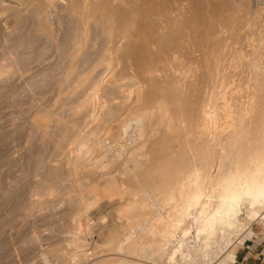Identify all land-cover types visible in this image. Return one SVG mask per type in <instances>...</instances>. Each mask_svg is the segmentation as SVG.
<instances>
[{
    "label": "bare ground",
    "instance_id": "6f19581e",
    "mask_svg": "<svg viewBox=\"0 0 264 264\" xmlns=\"http://www.w3.org/2000/svg\"><path fill=\"white\" fill-rule=\"evenodd\" d=\"M7 1L9 2L5 7L7 6V9L12 7L13 11L18 10L25 5L29 7L36 2L38 3L39 8L34 4L35 7L38 8H36L38 11L33 7L34 10H36L37 13L39 12L43 14L46 8H50L51 2L54 0ZM62 1L63 0H61V2ZM64 1L67 4V6L65 5V9L69 8L72 16L74 14L78 17V20L76 19L78 24L76 34L72 39V50H70L69 58L66 57L69 59L66 60V62L69 61V66L67 65V74H65L66 76L64 75L65 80H63L62 83L72 78V88H70L71 83H68L70 86L66 83V86H69L67 88H70L67 90H70L74 95H77L79 89L82 90L83 94H81V98L78 100V104L74 109V114L76 113L79 115V113H82L83 111L84 114L85 112H88V118H85L87 119L85 121L87 123L85 128L90 125L95 126L93 129L87 131L86 134L83 133L84 135H81L82 131H80L81 133L79 135H76L75 132V135L73 134L75 137H72V141H69L72 143V155L74 154L75 156V164L70 166L71 170L73 168L78 169L80 166L82 168V165H85L87 162V164H89L91 161L90 168L94 167L101 171L100 176L102 185L103 187L106 186L105 191H108L109 194L114 188L113 183L116 179H119L120 177L123 179L126 177L127 180L129 178L131 181L129 180L126 182L136 185L137 189L136 194H134L135 197L132 199V208L123 206L118 213L122 218L131 210L140 211L142 214H145L137 224L124 233L121 240H117V237L113 235L107 243V248H109L110 251L115 252L114 256L119 257L120 259L104 261L101 264H138L139 262L136 263V261L131 260L132 257L144 258L143 254L149 245L150 238L152 239L155 237L159 238V244L157 245L158 252L161 253L162 256L164 255L167 264H234V260L237 257L236 255L239 253L238 242L241 237L252 233L255 230L256 222L260 223L262 228L264 227V43H262V45L260 44L261 42L258 43L259 47H257L256 45L258 44L253 42L255 44L253 45L251 39V43L249 42L253 45V47H251L247 41L246 45L250 46L252 50L256 46V49L253 50L254 52L252 51L253 54H251L252 52L250 53L253 55L251 58H249V56L246 57L248 58V63L246 61L244 64L247 66L248 70L247 75L243 74L245 75V78L242 77L241 79L238 77L243 71L239 73L241 70L239 71L238 69L239 72L235 70L238 66L241 67V62L240 65L236 67H234L235 65L233 66V64L229 65L230 67L224 64L228 69L233 66L235 73L237 74H235L237 79H239V81L240 79L246 80L243 82L244 84H242V81L241 84L237 81V83H227L228 80V82L233 80L229 78L231 76L227 77L228 74L232 73L230 70V73H228L227 76L225 75L228 71H224L226 73L222 71L223 74H225L223 77L229 78L226 82L223 80L224 78H222V76V79H218L220 75L218 76L217 74L216 80L213 84L212 70H208L207 72L206 69V74L204 75L203 73L199 74L200 70L197 73V70L201 67L197 70L195 68L194 70L191 67L192 70H190L188 68V63V66L185 65L188 69H184L182 66L181 68L179 65L180 56L184 55L182 56L183 59L187 57L185 56V51L184 54L180 51L181 55L179 56H175L172 51V53H170V49H173L170 45L178 38L176 33H173L175 27L173 30L171 29V31L169 30L170 27L168 28V25L170 24H168L167 27L163 28L164 30L159 29L161 33H158L156 32L157 28L159 26L161 27L162 23L160 22L159 24L158 21L159 26L158 24H155L157 21L153 22L155 20H151V18L154 15H151V17H149L151 23L153 22V25L155 24L158 26L156 30L154 29L155 32L154 30L151 32L153 28H151L152 24L149 19H147L148 16L154 14L160 9H164V7L167 6V2L164 6V3L162 4L163 1L161 2V0ZM183 1V4H185V0ZM232 1L234 3V0ZM242 1L243 0H240V2ZM2 2L5 3L6 1L3 0ZM197 2L195 3L197 4ZM226 2L227 5H230L228 1ZM9 3L11 4L9 5ZM198 3L200 4V2ZM201 3L206 6L205 2L203 3L202 1ZM216 3H219L220 5V0ZM250 3H253V1L251 2L250 0ZM202 4L200 5L202 6ZM210 5L211 4L209 3V6ZM227 5H224L226 6L225 9L228 10L227 12H230L231 9H233L234 12L236 7L230 8L229 10ZM234 5L236 6V4ZM244 5L247 6V3ZM244 5L241 4V6ZM248 5L250 7V4ZM253 5L254 6L251 7L257 9V7L255 8L256 5L254 3ZM174 6L172 5L170 7ZM238 6L239 5H237V7ZM176 7L177 5L173 9L178 13L179 10L177 9L181 8L180 4L178 5L180 8L176 9ZM219 8H221V6H219ZM219 8L217 6L216 9L215 6L214 9L220 11ZM170 9L171 8H169V11ZM199 9L201 10V8ZM165 10L167 11L168 9ZM263 10L261 9V11H259L262 12ZM182 11L185 12L183 9ZM187 11L189 10H186V12ZM214 11L212 10L209 12L215 14ZM70 12L69 14H71ZM201 12H203V10ZM209 12H205L204 14ZM227 12L225 13L227 16L232 13V11L229 14ZM254 12L253 15L257 18V14H254ZM176 13L173 14H175V18L177 17V19H179L177 16L179 13L177 15ZM180 13H182L181 10ZM235 13L232 14L235 15ZM162 14L156 16L161 17ZM173 14L171 15V19L174 16ZM242 14L244 15V13ZM248 14L249 12L246 15ZM44 15L41 16V18L44 17ZM165 15L168 16V14ZM185 15L187 16V14ZM185 15H181L182 18L180 19H183ZM191 15L193 16V14ZM215 15L211 17H216ZM262 15L263 14L259 16ZM188 16L186 18H188ZM202 16L206 17L205 20L210 18L207 17V15ZM231 17L235 20L233 16ZM243 17L242 21L240 20L241 16L238 18L246 25ZM263 17L264 16H262V18ZM167 18H170V14ZM155 19L158 18L155 17ZM191 19L193 20V17ZM229 19L231 22V18ZM259 19L261 20V18ZM209 20H211L210 23H214L212 19ZM209 20H207L208 24ZM216 20L217 19H215V22ZM164 21H166L165 18ZM194 21L193 22L196 23V18ZM220 21L222 20L220 19ZM91 22L95 23L94 25L99 26L97 28H100V33L104 36L102 41L104 42V45H101L102 47L98 52V60L95 59L97 61L94 65L90 63L94 67L91 66L93 68H91L89 72L76 73L77 68L79 69L78 62L81 58L80 56L90 41L91 27L89 25ZM170 22L171 21L167 23ZM176 22L177 21L175 20L174 23ZM183 22L184 21H181V23ZM227 23L229 24L228 19ZM263 23L261 24L264 25ZM190 24L191 22L189 25ZM222 24L223 21L221 25ZM164 25L166 26V23H164ZM176 25H179V23ZM223 25H225V23ZM230 25L232 26V24ZM194 26H192V28ZM233 26L236 28L235 24H233ZM240 26L237 27H239L241 32L242 30H245L242 29V25ZM249 26L250 25H246L247 28ZM178 27L181 26H177V29ZM186 27L189 26L186 24ZM206 27L207 26L205 25L204 28ZM212 27L216 29L214 26ZM225 27L226 28L224 29H227V26ZM177 29L176 31L179 32L180 30ZM210 29L212 28H209L208 30ZM185 30L188 32L187 28H185ZM192 30L195 31L194 29ZM204 30L205 29H203V31ZM223 30H215L217 33L220 32L217 36L222 35ZM236 30L238 29L236 28ZM203 31H197V34L199 32V34L201 33L200 36L203 37L207 32L205 30L206 32L202 35ZM225 31L227 32V30ZM225 31L224 33H226ZM214 32H212L211 36L214 35ZM233 34L235 33H232V36H234ZM245 34H247L246 31ZM198 36L197 38L199 39ZM208 37L210 36L208 35ZM228 37H230L229 34ZM189 38L187 41H190ZM215 38L216 36H214V39ZM217 38L215 43L219 46L220 42H216ZM220 39L218 40L220 41ZM229 39L232 40V38ZM234 39L235 38H233V40ZM205 40L203 39V42H205ZM198 41L200 42V40H197V42ZM197 42L194 43L197 44ZM205 43L207 44L208 42ZM178 44L181 47V42ZM208 44H211L210 41ZM223 44L225 45L226 43ZM228 44H230V42ZM232 44L231 46L235 48L236 46L234 47ZM20 46L22 47V45ZM202 46H204V44ZM215 46L216 44H214V47ZM169 47L171 48L169 49ZM180 47L178 48L180 49ZM220 47L223 49L222 46ZM225 47H227V45ZM198 48H201L200 45H198ZM218 48L219 47H217V49ZM221 48L219 49L220 51H222ZM237 48L238 47H236L237 53L232 47L230 48V51L234 50L238 55L243 50H239L242 47L239 49ZM183 49L181 50L183 51ZM208 49L212 50L210 47ZM208 49L200 50L205 53ZM185 50L187 49L185 48ZM211 50L208 51L211 52ZM219 50L217 51L220 52ZM238 50L240 51L239 53ZM245 52H247V50ZM235 53L233 54L236 56ZM218 55L221 54L217 53V58L215 59H218ZM225 55L223 54L221 56ZM227 55L226 57L229 56ZM234 55L232 56L234 57ZM192 56L194 57V54ZM204 56H206V53ZM242 56L238 55L237 57H239L238 59H244V56ZM188 57L190 58L191 56L189 55ZM237 57L235 58L237 59ZM5 58L6 64H3L4 66H2L4 69L2 71L4 73H6L5 70L13 69L15 67L11 52H9ZM201 58L203 59V57ZM192 59L191 64L193 62ZM221 59L223 61V58ZM229 59L232 62L233 58ZM219 60H217V62ZM197 62L199 61L197 60ZM197 62L195 61L193 64H197ZM213 63H215V60ZM235 63L238 64L239 62ZM183 64L186 63H182V65ZM216 65L218 66V64ZM79 66L81 65L79 64ZM99 67H105L104 69L106 70L107 75L101 77V79L92 81L91 76L96 72L95 69ZM212 67L214 69V66ZM17 68H14L13 70L15 71ZM86 68L84 69L86 70ZM20 71L23 72L22 70ZM4 73L2 75H4ZM231 82H234V80ZM86 85L88 87H86ZM62 86L63 85H61V87ZM201 86L204 87V92L200 96L199 93H202L200 92V89H203ZM107 88H110L113 91L111 90L110 92H107L110 90L106 91ZM62 92L63 91H61V93ZM103 92L106 94H103ZM66 95H68V93L65 94V96ZM71 96L72 95L70 94L69 97ZM70 127L73 128L74 126ZM75 130L77 131V129ZM173 146L176 147L174 148ZM111 154L113 156L112 158H109V155ZM89 159L90 161H88ZM115 162H117L116 164L119 163L120 167L117 171L112 173L110 172L112 170H110L111 168L109 166L111 164L113 165ZM119 184L120 188H123L126 185L123 181ZM108 199L113 204L116 203L117 200H121L117 199L114 193H111ZM89 206L94 207L92 204ZM88 210L90 211V209ZM141 229H145V232L139 235L138 232ZM73 247H75V254L84 252L85 249L82 240L79 238L74 240Z\"/></svg>",
    "mask_w": 264,
    "mask_h": 264
},
{
    "label": "rangeland",
    "instance_id": "374dc122",
    "mask_svg": "<svg viewBox=\"0 0 264 264\" xmlns=\"http://www.w3.org/2000/svg\"><path fill=\"white\" fill-rule=\"evenodd\" d=\"M2 1L3 0H0V71H1L0 72V264H101L104 261H113L116 259H120L119 257L114 256L115 252L110 251V249L107 248L106 245L113 235L117 237V240H121L123 238L124 233H126L128 229H130L135 224H137L138 221L141 220L145 215L144 213L142 214V212L140 211L131 210L129 213L126 214L127 217L123 216L122 218L118 213L123 206H128L132 208V204H133L132 199L133 197H135L134 194H136L137 192L136 185L129 184V182H126L130 180L129 178L126 180V177L123 179L122 177H120L121 179L120 178L116 179V181H114L113 183L114 188L111 193H114L116 198L121 200L119 201L117 200V202L113 204L108 199L111 193L109 194L108 191L106 192L105 191L106 186L103 187L102 185L101 176H100L101 171L94 167L93 168L91 167L92 169L90 168V162H91L90 159L88 160L90 161L89 164H87L88 162L86 163L88 166L86 164L82 165V168L81 166L78 168L80 170L75 168H73L74 170L73 169L71 170L70 167L71 165L73 166V164H75L74 161L75 156L74 154L72 155V146H71L72 143L69 141H72V139L75 137L74 136L75 132L76 135H79L81 133L80 131H82L81 135H84L86 134L87 131L95 127L93 125H90L85 128L87 124L85 122L87 119L85 118H88L87 117L89 114L88 112H85L84 114L83 111L82 112L83 115L82 113H79V115L75 113L77 116L74 114V109L78 104V100H80L79 98H81V94H83L82 90L79 89L80 93L78 92L77 95L76 94L74 95L70 90L69 91L67 90L72 88V82H73L72 78L62 83L63 80H65V76H66L65 74H67V70H68L67 65L69 66L68 64L69 61L66 62V60H69L67 58H69L68 56L71 52L70 50H72L71 44H72V39L74 38V35L76 34L77 31L78 17L74 14L72 16V13L69 11V8H66L67 9L66 11L65 7L67 6V4L64 0L62 2L61 0H54L55 2L52 0L53 2H51L50 8L49 9L46 8L44 10L45 15L44 13L43 14L39 12H38L39 14L37 13L38 11L37 9L39 8V6L38 3L36 2L30 5L29 6L30 8L25 5L20 7L18 10L13 11L12 7H10V9L9 8L7 9L6 8L7 6L5 7V5H8L9 1L4 0L6 1L5 2L6 4ZM182 1L183 0H179V1L177 0V2L176 0L174 1L161 0L162 4L164 3L163 4L164 6L167 4V6L164 7L162 5L164 9H160L156 11L154 14H150L147 19H149L150 23L151 20H155L153 22L157 21V23L155 24H158V21L159 24L161 22L162 28L159 26V24H158L159 27L156 26L155 24L154 26L152 22L151 28L153 29L152 30L150 29L151 32H153L154 29L156 30V28L158 27L156 32L161 33L159 29H163L164 27H167L168 24H170L168 25V28L170 27L169 30L171 29L173 30V28L175 27L173 33L175 32L178 38L177 40L173 41V43L170 45L173 49L171 50L170 49L171 47H169V49H170V53L173 52L175 56L176 55L179 56L181 55V53L184 54L185 51V56L187 57H185L186 59L185 58L183 59L182 56L184 55L180 56V62H179L180 67L182 66L184 69L189 68L190 70H192L191 67L193 69L195 68L196 70L199 67H201L197 70V73L200 70L199 74L203 73L204 75L206 74V69L207 72L208 70H212L213 84L216 80L217 74L218 76L220 75L218 79L224 78L223 80L225 82L229 78L234 80V82H231L233 80H230V82H228L229 81L228 80L227 83L229 84L237 83V82L241 84V81L242 84H244L243 82L246 80L245 79L241 80V79L242 77L245 78V75H247L248 68L244 64L248 59L246 57L249 56V58H251L253 56L251 55L254 52L253 50L256 49L255 47L256 46L259 47L258 43L261 42L260 43L261 45L262 43H264L262 42L264 41V38H262L264 37L263 36L264 25L261 24L264 21V17L262 18V16H264V10H263L264 0H251V2L253 1V3L256 5L255 8L257 7V9L252 8L254 5L253 3H250V0H243L242 2H240V0L237 1L234 0V3L232 0L230 1L220 0V5L219 3L218 4L216 3L217 1L219 2V0L216 1L207 0L208 3L206 0H202L203 3L204 2L206 3V6L205 4L201 3L202 1L199 0L196 1L193 0L194 3L192 0H185V4H183L184 1L183 2ZM197 1L200 2L202 6ZM211 1L213 2V4ZM226 1L230 3V5L228 4L229 6L227 5ZM195 2H197V4ZM239 2L242 5L247 3L248 8L245 5H244L245 7L241 6ZM209 3L214 8L216 6V9L217 6L218 8L219 6H221V8H219L220 11L218 10L216 11L211 5L209 6ZM10 4L11 3H9V5ZM34 4H36L38 8L35 7ZM171 4L173 6L177 5L176 9L181 7L180 9H177L179 10L178 13L181 15L187 14L188 16L190 13L188 18H186L187 16L185 15L183 19H180L182 18L181 15L176 13L177 11L173 9L175 8V6L170 7L172 6ZM179 4L180 7H178ZM181 4L183 5L187 4V5L183 6ZM234 4H236V6ZM248 4H250V7ZM194 5L197 6L195 7ZM222 5L223 6L227 5V8L229 10L230 8L236 7L235 9L238 12L240 10L243 11H240L238 13L235 9L234 12L233 9H231L230 12L232 11V13L235 12L238 13V14L235 13L236 15L235 16L234 14L227 12L228 10L225 9L226 6H224V10H223ZM237 5L240 6V7L238 6L239 10ZM25 7H27L28 9ZM33 7L35 9L37 8L36 9L37 11L34 10ZM209 7H212L213 9ZM169 8H171L172 10L170 9L169 11ZM199 8H201V10ZM260 8L263 10L262 11L263 13L260 12L261 11ZM165 9L168 10L166 11ZM182 9L185 12H183ZM211 9L213 11L215 10L214 12L215 14L217 12V14L216 15L211 14V12H209L212 11ZM221 9L224 13L221 11ZM180 10L182 13H180ZM186 10L189 11L186 12ZM190 10L192 12L194 11L195 13L194 12L192 13ZM202 10L203 12H201ZM68 11L71 14H69ZM164 11H166L167 13ZM172 12L176 13V15L178 14L177 16L179 19H177V17L175 18V14H173ZM205 12H209L211 15L209 13L204 14ZM226 12L228 14L230 13L229 15L233 16L235 20H233L231 16L229 15L227 16V14L225 15ZM248 12L249 14L246 15ZM253 12L254 14H257V18L255 15H253ZM164 13L168 14V16H166ZM171 13L174 15L172 19H171V15H172ZM242 13H244V15ZM160 14H162L164 17L162 15L161 17H159ZM169 14H170V18H169L170 20L167 18L169 17ZM191 14H193V16ZM261 14L263 15L259 16ZM39 15L41 16L44 15V17L41 18V16ZM151 15L154 16H152L150 20L149 17H151ZM202 15L204 16L207 15V17H210L207 20L212 19L214 23H210L211 20H209V24H210L209 26L208 21L205 20L206 17H203ZM214 15L216 17H211ZM238 15L241 16L240 19L241 21L243 20L242 17L244 16L243 18L244 21L246 22V25L247 26L250 25L248 28L246 27L244 22H241L239 20L240 16ZM155 17H157L158 19H155ZM192 17L193 20L191 19ZM164 18L166 21H164ZM195 18H196V23H194ZM218 18H220L223 21V24L225 23V25L223 24L221 25L222 21H220V19ZM229 18H231V22ZM259 18H261V20ZM174 19L177 21L176 23H174L175 21ZM215 19H217L216 22ZM227 19L229 24L227 23ZM180 20L184 22L181 23ZM259 20L261 23L259 22ZM169 21L171 22L167 23ZM172 21L174 24L172 23ZM163 22L166 23V26L164 25ZM188 22L189 23L191 22L190 25L192 26L195 25V26L192 28V26H190ZM198 22H199V26H198ZM177 23H179V25L181 26L178 27V29L177 26L179 25H176ZM94 24L95 23L91 22L89 25L91 27L90 41L87 47L85 48L84 52L80 56L81 57L79 59L80 63L78 62L79 69L77 68L76 73H84V72L86 73V71L89 72V70H91V68L94 67L93 66L94 63L98 60L99 58L98 52L100 51L101 47L104 45L103 44L104 42H102L104 36L102 35V33H100L101 32L100 28H97L99 26ZM186 24L189 27H186ZM230 24H232V26ZM233 24H235L238 30H236ZM205 25L207 26L206 28H204ZM240 25H242V29H245L242 30V32L239 29V27H237ZM243 25L245 26V28ZM212 26H214L216 29H214ZM225 26H227V29H224L226 28ZM185 28H187L188 32L185 30ZM209 28L212 29L208 30ZM218 28L219 30L221 29V31L224 29L222 33L223 38L222 35L217 36L218 33L220 34V32L217 33V31H219ZM176 29L180 31L178 32L176 31ZM192 29H194L195 31H193ZM203 29L208 31L207 32L205 30L203 31ZM225 30H227V32ZM228 30L230 33L231 32L235 33L233 34L234 36H232V33L230 35ZM197 31L199 32L203 31L202 35L205 32L206 34L210 32L208 34L210 37H208V35L206 34H204L202 37L200 36L201 33L199 34L198 32L197 34ZM214 31L216 32V34ZM224 31L226 33H224ZM245 31L247 34H245ZM260 31L263 32L261 33ZM212 32H214L213 33L214 35L211 36ZM224 34H225V38H224ZM228 34L230 37H228ZM197 36L199 37V39L197 38ZM214 36H216V38L218 37L216 42H220L219 46L217 43H215L216 38L214 39ZM226 37L228 39L232 38V40L229 39L228 41ZM188 38L190 39V41L188 40L190 44L187 41ZM233 38H235L236 40L235 39L233 40ZM203 39L204 40L206 39L205 42L208 43L210 41L211 44L208 43L206 44L205 42H203ZM218 39H220V41ZM251 39L253 45H255L254 43L258 44L253 48V50L251 49L253 45L250 44ZM197 40H200V42L199 41L197 42ZM247 41L248 43L250 42L249 45H251V47L246 45ZM180 42H181V47L178 44ZM194 42L195 43L197 42V44H195ZM227 42L228 43L230 42V44H228ZM223 43L226 44L224 45ZM203 44L204 46H202ZM214 44H216L215 47ZM231 44L234 45V47L235 46L238 47L237 49L242 47L239 50L240 51L243 50V51L240 52L238 50V53L240 52V54L238 55L241 56L243 55L244 57L243 56L242 57L244 59H242L241 57H240L241 59H238L239 57H237L238 55L236 54L237 53L236 47L233 48ZM20 45H22V47ZM186 45H189L190 47ZM198 45H200L201 48H198ZM226 45L227 47H225ZM220 46H222L223 49ZM243 46H245L246 48L248 46V48L250 49L248 48L246 49ZM178 47H180V49ZM209 47L212 48V50L215 48L216 49L212 51L211 49H208ZM217 47L219 48L217 49ZM231 47L232 49H235L236 53L234 52V50L230 51ZM185 48L187 50H185ZM206 48L208 50H211V52H213L216 56L208 50L205 51L206 56H204L205 53L204 51L201 50L202 49L205 50ZM220 48L223 52L219 50ZM181 49H183V51ZM245 49L247 50V52H245L246 51ZM217 50H219L221 53L218 52ZM186 51H187V55H186ZM9 52L12 53V58L15 63L14 68H17V66L18 68L15 69V71L13 70L14 68L5 70L6 73H4L2 71L4 70L2 66L6 64L5 57L9 54ZM226 52L230 56L229 57L226 54L229 58L231 59L233 58L232 62L228 57H226L225 55ZM230 52L232 53V55H234L233 53H235L236 56L234 55L233 57ZM217 53L221 55L224 54L225 56L218 55V59H215L217 58ZM193 54L194 57L192 56ZM189 55L191 56L190 57L191 59L193 58L192 64L195 63V61L197 62V60L199 61L197 62V64H193V66L195 67L192 66L191 59L188 57ZM201 57H203V59ZM220 57L223 58V61ZM235 57H237V59ZM219 58L221 61L219 60ZM214 60L215 63H213ZM217 60L219 61L217 62ZM233 62L234 63L239 62V63L234 64ZM240 62H241V67L238 66L240 65ZM90 63H92L93 65H91ZM182 63H186V64L182 65ZM187 63L189 65L188 68H186V66H188ZM79 64L81 66H79ZM216 64H218V66ZM224 64H226V66L228 65V67H230L229 65L232 64L233 66L235 65L234 67L238 66L237 68H235V70L236 71H238V69L239 71L241 70L240 72L238 71L239 73L243 71L241 74L238 73L240 75L238 77L241 78L240 81L239 79H237L236 76L237 74L235 73L234 67L231 66V68L228 69V67H225ZM212 66H214V69ZM215 66L218 68H216ZM86 67L88 68V70ZM84 68H86V70ZM104 68L105 67L96 68L95 69L96 72L94 71L95 73L92 74L91 80L93 81L96 79H101V77H105L107 73ZM20 70H22L23 72H21ZM229 70L230 72L232 71V73H230ZM222 71L223 72L228 71V72L227 73L224 72L226 73L225 75L223 74ZM3 73L4 75H2ZM223 75L227 77L229 76L231 77L226 78L223 77ZM11 77H13L14 79ZM233 77L237 80H235ZM66 83L67 84L71 83L70 84L71 86L68 84L70 88H67L69 86H66L67 85ZM61 85L63 86L61 87ZM86 87L88 86L86 85ZM109 89L107 88L106 91ZM111 90L112 89H110L107 92H110ZM61 91L63 92L61 93ZM66 91L68 95L65 96V94H67ZM200 92H202L201 94L199 93V95L201 96L204 92V87L203 89L202 88L200 89ZM70 94L72 95L71 97H69ZM103 94L106 93L103 92ZM73 102H75L76 104ZM70 126L72 127L74 126V127L71 128ZM74 128L77 129V131ZM173 147L175 148L176 146ZM109 156H110L109 158H112L113 155L111 154ZM116 163L117 162H115L113 165L111 164L112 166L111 165L109 166L111 168L110 170H112L110 172L114 173L115 171L118 170L120 164L119 163L116 164ZM122 181L126 185L123 188H120L119 183H121ZM91 204L94 205V207H90L89 205ZM88 209H90V211ZM144 232L145 229H141L139 230L138 233L139 235H141ZM76 238L82 240L85 246L84 252L75 254L76 251L74 249L75 247H73V243L74 240H76ZM248 239L250 240L252 239L253 241H248ZM263 239H264V227L262 228L261 224L256 222L255 230L252 233L246 234L245 236L241 237L240 241L238 242L239 256L237 253L236 256H238V259L236 257L237 259L236 264H245V261L247 262L246 260L247 255H245V251L247 252V250L244 248H246L249 245L252 246L253 242L257 246L259 244L258 242H261ZM158 244H159L158 237L152 239L150 238L149 245L143 254L144 258L132 257L131 260L136 261V263L139 262L138 264H167L164 255L162 256L161 253L158 252V248H157ZM259 254H260L259 252L252 253V258L250 259L249 263L254 264L255 263L254 259L258 258Z\"/></svg>",
    "mask_w": 264,
    "mask_h": 264
},
{
    "label": "crops",
    "instance_id": "0c3cea01",
    "mask_svg": "<svg viewBox=\"0 0 264 264\" xmlns=\"http://www.w3.org/2000/svg\"><path fill=\"white\" fill-rule=\"evenodd\" d=\"M248 241H253V240L252 239L251 240L248 239ZM258 243L259 244L256 246V244L253 242L252 246L249 245L246 248H244V249L247 250V252L245 251V255H247L246 256L247 262L245 261V264L246 263L247 264H250L249 262H250V259L252 258V253H257V252H259L260 254H259V257L258 258H255L254 259L255 260V263L254 264H263L261 262V259H262V257H264V239L261 242H258ZM238 256H239V253H238ZM238 256H237V259H238ZM237 259L235 260V263L234 264L237 263Z\"/></svg>",
    "mask_w": 264,
    "mask_h": 264
},
{
    "label": "built area",
    "instance_id": "2783aa9c",
    "mask_svg": "<svg viewBox=\"0 0 264 264\" xmlns=\"http://www.w3.org/2000/svg\"><path fill=\"white\" fill-rule=\"evenodd\" d=\"M261 262L264 264V257H262Z\"/></svg>",
    "mask_w": 264,
    "mask_h": 264
}]
</instances>
